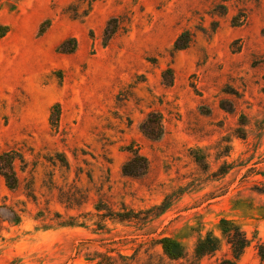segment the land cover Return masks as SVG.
Wrapping results in <instances>:
<instances>
[{
    "label": "rangeland",
    "instance_id": "374dc122",
    "mask_svg": "<svg viewBox=\"0 0 264 264\" xmlns=\"http://www.w3.org/2000/svg\"><path fill=\"white\" fill-rule=\"evenodd\" d=\"M8 150L0 264H187L221 217L264 264V0H0Z\"/></svg>",
    "mask_w": 264,
    "mask_h": 264
},
{
    "label": "trees",
    "instance_id": "16d2710c",
    "mask_svg": "<svg viewBox=\"0 0 264 264\" xmlns=\"http://www.w3.org/2000/svg\"><path fill=\"white\" fill-rule=\"evenodd\" d=\"M182 37L181 34L177 38L174 48L180 49L187 46L188 39L180 43ZM15 153L14 150L0 153V176L9 189H16L19 185L14 169V160L17 158ZM137 159H141V157L136 155L123 164L124 174L135 176L140 173L137 168H145V165L141 167L138 164ZM216 229L218 234L210 230L203 235H199L193 244L191 253H188L180 242L174 238L162 237L158 242L163 253L170 260L185 259L187 264H202V257L213 256L225 246V253L217 259V264H237L245 249L251 243V239L241 225L231 218L221 217L217 222ZM254 247L259 259L264 261V240L258 238Z\"/></svg>",
    "mask_w": 264,
    "mask_h": 264
}]
</instances>
